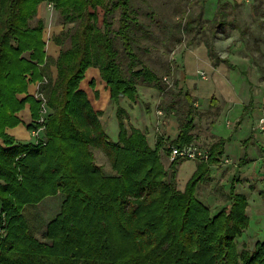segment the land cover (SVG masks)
<instances>
[{
	"label": "trees",
	"instance_id": "obj_1",
	"mask_svg": "<svg viewBox=\"0 0 264 264\" xmlns=\"http://www.w3.org/2000/svg\"><path fill=\"white\" fill-rule=\"evenodd\" d=\"M45 1L60 11L65 26L74 24L55 38L62 46L55 80L46 75L45 21L31 23ZM142 1L146 9L137 0H0V264H264V238L254 248L240 247L251 223L247 194L234 185L230 202L218 207L198 194L227 140L203 142L210 157L198 159L185 189L178 184L185 159H170L173 145L202 138L204 117L208 130L214 125L221 100L213 97L200 110L175 78L178 66L149 56L185 41L204 42L221 61L215 38L228 24L227 13L206 19L205 5L194 7L199 0H178L170 15L166 7ZM92 67L99 68L117 107L118 140L81 87ZM33 82L46 101L30 93ZM139 86L161 91L160 109L179 122L175 139L160 133L152 146L130 123L121 101L136 99ZM27 103L33 118L28 127L42 131L24 142L8 128L22 122ZM93 147L107 154L112 174L97 163ZM58 194L64 199L48 222L52 242L41 241L25 209Z\"/></svg>",
	"mask_w": 264,
	"mask_h": 264
},
{
	"label": "crops",
	"instance_id": "obj_2",
	"mask_svg": "<svg viewBox=\"0 0 264 264\" xmlns=\"http://www.w3.org/2000/svg\"><path fill=\"white\" fill-rule=\"evenodd\" d=\"M247 2L249 3L244 0H200L199 3L205 5L206 19H213L222 11L227 13L228 24L219 30L215 38L216 51L222 60L217 62L210 56L206 44L197 42L194 46L183 49L182 59L178 63V69L184 73L180 85L190 90L197 98L200 110L206 111L213 97L221 100L220 116L214 125L202 134V138L205 142H211L216 137L225 138L227 141L222 158L229 157L233 162L216 163L212 167L210 177L198 187L199 196L211 207L222 206L220 197L213 191L219 183L228 191L235 185L237 192L247 194L250 202L248 210L253 204L256 206L264 203V129L260 126V120L264 118V87L261 82L250 77L248 69L244 67L246 61H240L239 57L242 50L246 53L257 51L254 57L264 55V49L260 47L264 41V33L255 36L254 46H246V35L253 33V28H250L253 24L249 21H245L247 25L240 23L243 22L241 19H244L245 8H250L248 14L251 16L248 15V18L252 19L251 23L258 20L256 1ZM45 4L48 5L49 2H43L40 7ZM224 32L228 34L224 36ZM238 39L239 42L232 45V40ZM52 49L55 50L54 45ZM201 71L207 73V78L201 75ZM255 88L259 90H254ZM138 89L136 99L124 97L121 101L129 112L130 123L146 133L152 146L156 145L160 133L175 139L180 133L179 122L174 114H167L160 109L161 91L149 86H139ZM36 90V84L30 86L32 94ZM113 107L112 114L107 116V112H104L101 119L110 137L118 140L120 132L116 135L115 129L112 130L114 122H119L117 107L115 104ZM21 115L24 122L9 131L20 140H31L34 136L26 127L33 119L31 109L27 107ZM103 116H106V120H103ZM232 128L235 132H232ZM197 168L198 160L195 159H185L180 164L178 184L181 189H185ZM229 168L233 170L230 174L225 172ZM242 185L252 187L251 191L246 188L240 190ZM255 192H258V197L252 198ZM252 201L254 202L251 203Z\"/></svg>",
	"mask_w": 264,
	"mask_h": 264
},
{
	"label": "rangeland",
	"instance_id": "obj_3",
	"mask_svg": "<svg viewBox=\"0 0 264 264\" xmlns=\"http://www.w3.org/2000/svg\"><path fill=\"white\" fill-rule=\"evenodd\" d=\"M150 1L154 5L161 7V9L166 7L167 12H169V14L171 15V14H173L174 7L176 6V3L178 0H150ZM244 1L246 3H249V2H247L248 0H244ZM254 1H256L255 7H257L256 9L258 12V14H257L258 20L251 23L252 19L248 18L249 16H251L250 13L248 14V12L250 11V8L246 7L245 10L243 9L245 12V13H243L244 19H241V21H243V22H240L241 24L244 23V25H247L246 24L247 22H245V21H249L250 24H253L252 26H250V28H253V33L252 34L249 33L246 35V41H247L246 46L247 47L254 46L255 45V42H254L255 36L264 33V23H263L264 0H254ZM199 2H200V0L194 4V7H197ZM137 3L142 8H144V9L147 8V5L142 0H137ZM98 14L101 18L100 20L102 21V15H103L102 7H100L98 9ZM40 19H43L45 21L44 38L47 42V51H48V54L50 56V60L48 61V66L46 67L47 68L46 69V75L49 79L55 80L57 78V75H58V67H57L56 61H57V58H58L59 53H60L61 48H62V46L57 43V40H55V38H56V36H58L63 31L64 28L68 29L69 27H72L74 24L71 23L70 25L68 24L67 26H65V24L62 22V16H61L60 11L57 10L54 7V5L51 6L49 4L48 5L45 4L44 7L41 6L39 8V13L32 20L31 23L33 25H36ZM227 34H228V32H224V36H226ZM240 39H241V37H240ZM240 39L234 40V41L232 40V45L235 43H238ZM244 41H245V39H244ZM230 42H231V40H230ZM53 45L55 46V50L52 49ZM192 46H194V45H188L187 42L185 41V42L175 46L174 49H172L167 54H164L161 49H156V50H153L152 53L149 54V56H151V58L154 59L155 63H157V64H161L164 61L165 62L172 61L174 64V68H176L178 66L180 59H182L181 54H182L183 49L186 47H192ZM228 47H230V46H228ZM260 47L261 48L263 47V49H264V41L262 42V44H260ZM256 52L257 51H254V52L250 51V52L246 53V51L242 50V52L240 51V53H239V57H240V61L241 60L246 61V64H244V67L246 69H248L247 71H248L250 77L253 80L261 82L262 83L261 86L264 87V55H260V56L255 55V57H254L253 55L256 54ZM254 59H255V62L258 63V65H256V63L254 62ZM183 74L184 73L182 72L181 69H177L175 72V78H179L182 81ZM169 78H170L171 82L174 81V78H172V77H169ZM93 80H95V84L92 86L91 82ZM34 84H36L37 88H38L39 84L37 82L31 83V85H34ZM81 87L83 89H85L86 91H88L89 96L91 97L93 104L96 106L97 109H100V110L103 109L102 110L103 112H107L106 113L107 116L109 114H112V111L114 108L113 103H111V101H110V93L106 87V83L103 81V79L101 77V72H100L99 68H97V67L93 68L92 67L88 70L86 78L82 82ZM97 90H98V92H97ZM254 90H259V89L255 88ZM29 91H30V89H29ZM30 93L32 94V92H30ZM25 95L26 94H23L22 96H25ZM27 107H29L31 109V104L27 103L25 109ZM25 109H23L22 111H24ZM22 111L20 112L21 117H22V115H21ZM203 119H204V121L207 120L205 117ZM103 120H106V116H103ZM22 122H24L23 117H22ZM22 122L20 124H22ZM205 122H203V125H204L203 130L204 131L201 130L203 132V134L206 133V131L208 129V123H207V121H205ZM114 125L115 126H113L112 130L115 129L116 135H117V132H120L119 122L118 121L116 123L114 122ZM26 127H28V126H26ZM11 128H13V127H11ZM9 129L10 128H8V131H9ZM28 129L31 130L29 127H28ZM234 130L235 129L232 128V132H235ZM21 141L28 142L30 140L29 139H21ZM196 142L198 144H200L201 146H204L203 145V142H204L203 138L197 140ZM93 149H94L95 154H96L97 163L100 165H103L104 170L106 171L107 174H112L113 169H112V166H111V163H110V160H109L107 154H105L103 149H101V148L93 147ZM224 157H226V156H224ZM232 171L233 170L230 168L225 170V172L228 174H230ZM245 188H246V190L251 191L252 187L242 185L240 190H245ZM213 191H214V193L218 194V196L220 197L219 202L222 203V206L225 205L226 203L230 202V200H231L230 191H228V189H225L222 184H220V183L217 184ZM256 193H258V192H255V195L252 196V198L258 197V194H256ZM63 199H64L63 194L50 195V196H47L46 198H44L39 204H32V205H28L26 207V209H25L26 216L30 220V224H31V227L35 233V236L38 239H40L41 241L50 242V243L52 242V240L47 236L48 222H50L53 218H55L57 216V214L60 212ZM253 202L254 201H252L251 203H253ZM249 209H250L249 213L251 216V223H250V227L243 234V236L239 237L241 248H243L244 245H247L250 248H254L258 239L264 238V203L258 204L256 206L253 204V206H251V208H249Z\"/></svg>",
	"mask_w": 264,
	"mask_h": 264
},
{
	"label": "built area",
	"instance_id": "obj_4",
	"mask_svg": "<svg viewBox=\"0 0 264 264\" xmlns=\"http://www.w3.org/2000/svg\"><path fill=\"white\" fill-rule=\"evenodd\" d=\"M49 5L53 6V4L51 2H49ZM200 73L203 77L207 78L208 75L206 72L201 71ZM165 79L167 81L171 82L169 77H165ZM35 94L38 97L42 98L44 101H46V97H45L44 93L39 91V85H38V88H37ZM260 126L264 129V118H262L260 120ZM40 131H42V128L32 130L33 136H37L40 133ZM209 157H210V151L207 148L198 144L196 141L186 143L185 145H182V146L173 145L172 151L170 154L171 160H174L177 158L208 160ZM220 161L223 163H231L232 162L231 158H229V157L221 158Z\"/></svg>",
	"mask_w": 264,
	"mask_h": 264
}]
</instances>
